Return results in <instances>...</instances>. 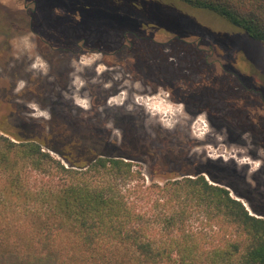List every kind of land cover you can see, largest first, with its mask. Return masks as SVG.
I'll return each mask as SVG.
<instances>
[{
	"label": "trees",
	"instance_id": "obj_1",
	"mask_svg": "<svg viewBox=\"0 0 264 264\" xmlns=\"http://www.w3.org/2000/svg\"><path fill=\"white\" fill-rule=\"evenodd\" d=\"M138 1L117 0L119 7ZM174 1L264 43V0ZM179 103L202 113L192 109L198 102ZM241 103L259 128L264 108ZM223 122L231 140L243 136ZM4 123L18 142L0 134V264H264V183L225 174L221 161L197 165L179 151L159 154L147 141L115 144L129 156H150L148 179L135 159L95 149L81 122L66 136L50 135L49 120L41 136L33 132L38 120L27 128ZM255 146L264 152V144Z\"/></svg>",
	"mask_w": 264,
	"mask_h": 264
},
{
	"label": "rangeland",
	"instance_id": "obj_2",
	"mask_svg": "<svg viewBox=\"0 0 264 264\" xmlns=\"http://www.w3.org/2000/svg\"><path fill=\"white\" fill-rule=\"evenodd\" d=\"M43 39L58 49L69 43L73 51L83 50L70 59L60 52L56 56L61 70H73L70 82L77 93L73 99L86 100L89 107L84 110L91 109V95L103 98L99 113L104 130L113 127L112 140L118 147L147 141L159 154L179 151L197 165L221 161L219 169L225 174L236 172L255 187L264 183V152L255 146V142L264 144L260 132L264 122L258 128L251 123L253 115L241 110V102L247 108H264V43L253 41L211 12L174 0H139L123 7L117 0H0V134L14 142L18 141L3 130L9 112L4 88L9 86L6 83L18 87L23 81L21 92L38 77L46 83L54 81L43 58L52 57ZM37 57L46 64V72L32 68ZM183 100L198 102L192 109L202 113L191 115L179 103ZM13 103L23 123L30 125L48 120L35 115L30 104L47 112L52 104L41 102L46 107L42 110L36 102ZM208 113L215 116L213 121ZM74 116L72 110V124L80 131L82 125ZM225 120L243 134L240 139L231 140ZM165 122L173 127H165ZM133 163L149 179L150 156L141 153ZM169 169L181 170L178 164Z\"/></svg>",
	"mask_w": 264,
	"mask_h": 264
},
{
	"label": "flooded vegetation",
	"instance_id": "obj_3",
	"mask_svg": "<svg viewBox=\"0 0 264 264\" xmlns=\"http://www.w3.org/2000/svg\"><path fill=\"white\" fill-rule=\"evenodd\" d=\"M42 43L52 56L50 58L48 56H43V58L49 64L48 74L50 78L54 79V81L46 83L43 78L38 77L32 87H28L19 93H16V83H6L9 84L8 87L4 88V93L7 97L6 102L9 106V112L6 118H8L9 122L19 121L22 127L27 128L20 117V110L16 108L13 102H17L18 100L24 102H36L42 110H46V107L42 105L41 102H52L50 108H48L51 117L48 119L50 121L48 126L50 135L66 136L70 133L72 124L71 112L73 110L75 112L74 117H76L83 125L84 130L82 134L85 137L94 139L95 149H110L118 152L120 155H126L129 158L138 160L137 157L129 156L125 151L119 150L118 147L115 146V142L112 140L114 134L113 127L111 130H104L102 114L99 113L101 104L104 102L103 98H93L91 95L92 98L89 100L93 103L91 104L89 112L84 110L81 106H78L79 108H74L72 105L67 104V102H76L73 99L77 94L76 89L72 88L70 82V75L73 73V70L69 69L68 72L66 70H61V61L57 58L56 54L60 52L70 59L71 56H79L83 50L79 49L77 52L73 51L70 48L71 45L69 43H67L63 49H58L51 41L43 39ZM76 45L77 48H79V45ZM99 53L103 55L102 52ZM61 71H63V73ZM92 77H95V73H93ZM57 78L58 80H56ZM85 91L86 89L82 90L80 96L84 97ZM71 97L73 100H71ZM107 99H109V97ZM43 122L44 120L39 119L36 126H34L33 132H38L39 136H41L40 134L43 131L41 125ZM104 136L109 140L104 141L102 139Z\"/></svg>",
	"mask_w": 264,
	"mask_h": 264
},
{
	"label": "clouds",
	"instance_id": "obj_4",
	"mask_svg": "<svg viewBox=\"0 0 264 264\" xmlns=\"http://www.w3.org/2000/svg\"><path fill=\"white\" fill-rule=\"evenodd\" d=\"M32 68H42L45 70V72L47 71L46 64L39 57H37V61H36V63H34L32 65ZM24 86L25 85H24L23 81L19 82V85H18L16 91L19 92ZM76 103L85 109H87L89 107L88 102L86 100H82L80 98H76ZM29 107L36 109L35 115L45 117L46 119L51 118L47 111H40L36 104H34V103L30 104ZM182 109H183V106L180 105L179 110L182 111ZM165 127L171 128V127H173V124L171 122H165Z\"/></svg>",
	"mask_w": 264,
	"mask_h": 264
}]
</instances>
